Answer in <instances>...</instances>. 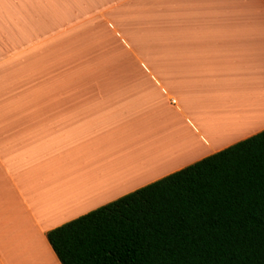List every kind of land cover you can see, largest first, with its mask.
<instances>
[{"label":"crops","instance_id":"crops-1","mask_svg":"<svg viewBox=\"0 0 264 264\" xmlns=\"http://www.w3.org/2000/svg\"><path fill=\"white\" fill-rule=\"evenodd\" d=\"M263 129L264 0H0V264Z\"/></svg>","mask_w":264,"mask_h":264},{"label":"trees","instance_id":"trees-1","mask_svg":"<svg viewBox=\"0 0 264 264\" xmlns=\"http://www.w3.org/2000/svg\"><path fill=\"white\" fill-rule=\"evenodd\" d=\"M46 238L61 264H107L113 245L122 264H264V129Z\"/></svg>","mask_w":264,"mask_h":264},{"label":"snow or ice","instance_id":"snow-or-ice-1","mask_svg":"<svg viewBox=\"0 0 264 264\" xmlns=\"http://www.w3.org/2000/svg\"><path fill=\"white\" fill-rule=\"evenodd\" d=\"M98 243L101 244V247L103 248V238L101 237L98 240ZM109 251L111 252V256L105 257L107 264H122L120 259V248L118 246L113 245Z\"/></svg>","mask_w":264,"mask_h":264},{"label":"rangeland","instance_id":"rangeland-1","mask_svg":"<svg viewBox=\"0 0 264 264\" xmlns=\"http://www.w3.org/2000/svg\"><path fill=\"white\" fill-rule=\"evenodd\" d=\"M10 25H13V24H10Z\"/></svg>","mask_w":264,"mask_h":264}]
</instances>
